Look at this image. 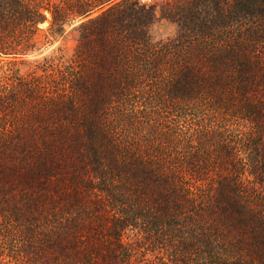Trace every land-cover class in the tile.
Masks as SVG:
<instances>
[{
  "label": "trees",
  "instance_id": "16d2710c",
  "mask_svg": "<svg viewBox=\"0 0 264 264\" xmlns=\"http://www.w3.org/2000/svg\"><path fill=\"white\" fill-rule=\"evenodd\" d=\"M42 1L68 61L0 0V264H264V0Z\"/></svg>",
  "mask_w": 264,
  "mask_h": 264
},
{
  "label": "rangeland",
  "instance_id": "374dc122",
  "mask_svg": "<svg viewBox=\"0 0 264 264\" xmlns=\"http://www.w3.org/2000/svg\"><path fill=\"white\" fill-rule=\"evenodd\" d=\"M27 2L28 0H23ZM147 2H151L152 0H145ZM36 3L39 5L42 19L37 23V36L36 39L38 41L37 50L30 56L27 57V60L30 61H39L42 57H50L52 53H57V55H62L63 59L68 61L73 54L77 32L76 27L80 23L79 20L67 24L64 26L63 30L60 32H55L56 27L52 26L51 16L49 11L47 10V3L42 0H36ZM154 36L156 38H165L171 36L174 33V27L170 24L162 21L155 25L154 27ZM6 66V69L9 73L12 71V67L9 65ZM18 69V72L22 74H27L33 69L29 67V65H17L15 67Z\"/></svg>",
  "mask_w": 264,
  "mask_h": 264
},
{
  "label": "built area",
  "instance_id": "2783aa9c",
  "mask_svg": "<svg viewBox=\"0 0 264 264\" xmlns=\"http://www.w3.org/2000/svg\"><path fill=\"white\" fill-rule=\"evenodd\" d=\"M142 2H147V1H145V0H142Z\"/></svg>",
  "mask_w": 264,
  "mask_h": 264
}]
</instances>
